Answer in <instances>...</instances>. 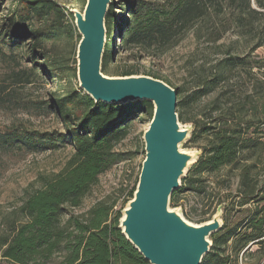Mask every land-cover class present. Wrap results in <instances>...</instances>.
Listing matches in <instances>:
<instances>
[{
    "label": "trees",
    "instance_id": "1",
    "mask_svg": "<svg viewBox=\"0 0 264 264\" xmlns=\"http://www.w3.org/2000/svg\"><path fill=\"white\" fill-rule=\"evenodd\" d=\"M26 2L28 10L18 14L20 21L12 29L9 42L20 39L22 43L28 36L31 42L26 44L30 43L33 51L46 52V43L65 33L63 22L66 17L71 16L74 21L75 17L55 0ZM128 4L132 23L125 30V33L129 32L125 49L130 44L140 49L152 48L161 41L175 43L188 29L195 27V23L206 20L212 22V42L216 43L231 33L238 39H249L250 52L264 46V0H175L171 15L165 20H161L137 0H131ZM113 14L111 7L107 15V22L111 24L108 25L109 31L116 25ZM52 16H56V21L59 20L61 24L47 25ZM36 18L46 25L33 26L32 22ZM26 22L29 24L26 25ZM250 56V53H243L218 60L211 77L200 79L198 89L180 100L178 105L185 109L192 101L213 93L223 81L229 80V75L235 69L250 64ZM113 59V45L108 40L104 60L108 63ZM57 64L54 57L51 62H40L43 72L50 78L56 77ZM258 67L261 68V65ZM138 73L134 66H130L124 75ZM261 81L264 82V79ZM176 89L177 94L185 91L183 87ZM57 95L53 104H39L35 108L44 111L52 109L65 125L64 133L0 129V150L5 152L57 147V141L70 143L74 148V154L64 169L42 176L38 187L25 190L18 210L19 217L10 221L7 233L0 236V256L14 264H49L58 255L60 264H150L119 228L122 209L133 197L139 175L125 204L117 210L105 201L97 203L84 215L68 210L79 207L100 175L125 159L126 154L117 151L116 146L128 137L133 121L145 109L152 108V103L141 100L125 104L95 103L79 89L78 84H71L64 94L57 92ZM2 99L0 104L5 100ZM218 101H215L213 111L220 112V115L212 119L213 124H205L201 131L208 139V144L183 179L182 187L174 192L172 206H180L177 204L183 199V192H194L203 198L209 196L210 184L203 176L226 167L239 171L240 206L254 200L264 202V186L260 185L261 181L255 173L258 165L264 166V140L262 136H251L246 131L244 124L250 121L244 118L249 116L248 112L243 113L240 109L236 114L233 108H229V112L223 111ZM252 110L253 116L260 114V123L264 124V96L259 97ZM179 116L183 121L182 115ZM195 131L192 132L191 141L197 139ZM224 187L230 189L231 185L228 183ZM222 203V196H219L207 209L191 207L187 211L184 204L181 207L187 219L195 222L192 220L194 216L196 222L200 223L211 219ZM211 207L213 212L210 213ZM248 211L245 218L234 225L227 224L225 220L221 231L212 236L213 246L202 264H229L233 253L237 261L239 254L250 243L258 245V250H264V206L258 210L248 208ZM65 215H68L66 221L63 220ZM230 242L231 252L226 254Z\"/></svg>",
    "mask_w": 264,
    "mask_h": 264
},
{
    "label": "rangeland",
    "instance_id": "2",
    "mask_svg": "<svg viewBox=\"0 0 264 264\" xmlns=\"http://www.w3.org/2000/svg\"><path fill=\"white\" fill-rule=\"evenodd\" d=\"M26 1L28 0H0V100L5 98L0 104V129L64 133L65 125L52 109L44 111L35 107L39 104L43 106L53 104L58 98L57 92L64 94L70 89L71 84L73 86L78 84L76 52L80 34L73 17L67 16L63 22L65 33L58 35L55 40H49L46 43V52L33 51V46L29 45L30 43L26 44L31 42L28 36L22 43L20 39L13 43L9 42L12 29L16 28L20 21L18 14L28 10ZM55 1L69 11L72 9L83 11L87 0ZM130 1L113 0L114 4L111 5L116 25L108 32V40L113 45L114 59L108 63L106 60L103 61L104 73L110 76L124 75L128 67L134 66L141 74L155 75L169 82L174 88L183 87L184 93L177 94V112L183 117L182 123L193 125L197 133L196 141L189 140L186 144L187 149L203 151L207 146L208 139L201 131L205 124H213L212 119L220 115V112L213 111L216 100H219L223 111L229 112V108H233L236 114L240 109L243 113L248 112L249 116L244 118L250 121L244 124L246 131L251 136L253 134L262 136L264 140V124L260 123V114L253 116L252 110L259 97L264 96V82L261 81L264 79V46L250 52L249 39H238L231 33H227L216 43L212 42L210 41L212 22L206 20L195 23L196 26L188 29L175 43L161 41L152 48L140 49L137 45L130 44V47L125 49L129 35L125 30L132 23L128 4ZM137 1L161 20L171 15L175 3V0ZM57 19L56 16L50 17L47 25L61 24L59 20L56 21ZM32 23L35 27L46 25L37 18ZM107 25L111 24L107 22ZM243 53L251 54L248 59L250 64L235 69L229 75V80L223 81L210 95L192 101L185 109L178 105L180 100L198 89L200 79L211 77L218 60ZM52 57L58 62L55 78H50L43 72V66H40V62L46 63L48 60L51 62ZM259 64L261 68L258 67ZM152 114L153 107L147 108L133 121L128 137L116 146L117 151L126 154L125 159L102 173L82 204L77 208H70L68 210L70 213L84 215L102 201L112 204L114 210L125 204L146 156L143 132ZM73 154V146L63 141H57V147L47 146L38 150L28 148L10 152L0 150V236L7 233L9 222L19 217L18 210L25 190L38 187L42 176L64 169ZM255 173L261 181L260 185L264 186V166L258 165ZM203 177L208 179L207 183L210 184V195L203 198L194 192H183V199L177 205L184 204L187 211L191 207L198 210L207 209L215 198L222 196L223 220L229 225H234L245 218L249 212L248 208L258 210L264 206V202L259 203L255 200L244 206L238 204L241 196L238 195L240 177L237 169L226 167L211 175L206 173ZM228 183L231 185L230 189L224 187ZM211 212L213 207L210 209ZM67 218L68 215H65L63 220L66 221ZM192 218L196 222V217ZM231 245V242L227 245L226 254L231 252ZM258 248V245L250 243L239 254L237 261L233 253L229 264H264V250L260 251ZM0 264L14 263L0 256ZM49 264H60V256H56Z\"/></svg>",
    "mask_w": 264,
    "mask_h": 264
},
{
    "label": "water",
    "instance_id": "3",
    "mask_svg": "<svg viewBox=\"0 0 264 264\" xmlns=\"http://www.w3.org/2000/svg\"><path fill=\"white\" fill-rule=\"evenodd\" d=\"M113 0H87L72 9L81 36L77 46L79 88L95 103L147 101L152 118L143 132L146 156L133 197L122 209L119 228L150 264H202L213 246L212 236L224 226V204L211 219H187L172 197L202 150L187 149L194 131L177 112V89L148 74L110 76L103 71L108 40L107 15Z\"/></svg>",
    "mask_w": 264,
    "mask_h": 264
}]
</instances>
